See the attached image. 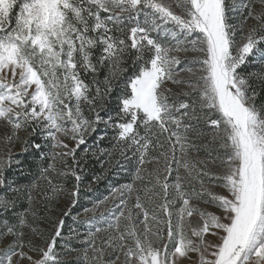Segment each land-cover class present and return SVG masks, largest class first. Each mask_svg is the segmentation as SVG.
I'll use <instances>...</instances> for the list:
<instances>
[{
	"label": "snow or ice",
	"instance_id": "6c2138e0",
	"mask_svg": "<svg viewBox=\"0 0 264 264\" xmlns=\"http://www.w3.org/2000/svg\"><path fill=\"white\" fill-rule=\"evenodd\" d=\"M0 264H264V0H0Z\"/></svg>",
	"mask_w": 264,
	"mask_h": 264
},
{
	"label": "rangeland",
	"instance_id": "374dc122",
	"mask_svg": "<svg viewBox=\"0 0 264 264\" xmlns=\"http://www.w3.org/2000/svg\"><path fill=\"white\" fill-rule=\"evenodd\" d=\"M126 178H127V174L120 173L118 176L109 177V180H111L113 182L119 181L120 183H123V182H125ZM108 183H109V181H104L101 185L98 186L97 191L94 192V193H91L90 195H93V196H103V195H105ZM81 203H87V202L82 199ZM68 223L71 224V219L70 218L68 220ZM65 232H67V228L65 229Z\"/></svg>",
	"mask_w": 264,
	"mask_h": 264
},
{
	"label": "trees",
	"instance_id": "16d2710c",
	"mask_svg": "<svg viewBox=\"0 0 264 264\" xmlns=\"http://www.w3.org/2000/svg\"><path fill=\"white\" fill-rule=\"evenodd\" d=\"M18 158L21 159L22 161H24L25 163L30 162V157H28V156H21V157H18ZM96 167L99 168V165H97Z\"/></svg>",
	"mask_w": 264,
	"mask_h": 264
}]
</instances>
